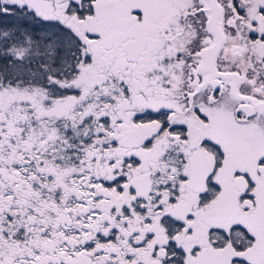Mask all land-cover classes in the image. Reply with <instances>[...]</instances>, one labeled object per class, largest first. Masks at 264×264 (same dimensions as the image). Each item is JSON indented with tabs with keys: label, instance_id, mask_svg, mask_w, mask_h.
Masks as SVG:
<instances>
[{
	"label": "snow or ice",
	"instance_id": "6c2138e0",
	"mask_svg": "<svg viewBox=\"0 0 264 264\" xmlns=\"http://www.w3.org/2000/svg\"><path fill=\"white\" fill-rule=\"evenodd\" d=\"M0 264H264V0H0Z\"/></svg>",
	"mask_w": 264,
	"mask_h": 264
}]
</instances>
